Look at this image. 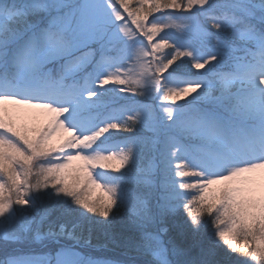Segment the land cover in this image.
Here are the masks:
<instances>
[{
    "label": "snow or ice",
    "instance_id": "obj_1",
    "mask_svg": "<svg viewBox=\"0 0 264 264\" xmlns=\"http://www.w3.org/2000/svg\"><path fill=\"white\" fill-rule=\"evenodd\" d=\"M256 169L264 0H0V264H264Z\"/></svg>",
    "mask_w": 264,
    "mask_h": 264
},
{
    "label": "rangeland",
    "instance_id": "obj_2",
    "mask_svg": "<svg viewBox=\"0 0 264 264\" xmlns=\"http://www.w3.org/2000/svg\"><path fill=\"white\" fill-rule=\"evenodd\" d=\"M69 6L73 2V0H67ZM68 10V9H65ZM122 103L123 101H119ZM7 108L9 109L8 115L11 116L15 120L16 126L23 130L27 131L29 134H31V129L34 127L41 126L43 123L46 121L44 119L40 120H33L30 118V116L25 115L29 114L35 111H40V110H31V109H21L19 106L11 105L8 104ZM145 135H151L149 132H145ZM79 162H73V164H78ZM142 164L146 165L147 164V159L142 160ZM250 177H252L255 182L257 187L259 188L260 184L264 182V169H256L251 173L246 174ZM104 240V241H103ZM101 240V238L97 237L95 240L91 239V242L86 243L85 241L83 242H78L75 239H71L68 237H58L56 240H50L46 239L41 242H36V241H31L28 243H22L19 245H12L9 248V251L12 250V248H20L23 252L25 253H30L33 255H38V256H50L55 258L56 253L60 250L61 247H67L71 248L73 251L80 253L83 257L85 258H92V259H98V260H115V259H121V252L118 253L112 251L111 247H104L98 246L96 244H92V242H99V243H106L105 239ZM112 246H116L121 250L120 247L117 245H114L110 243ZM3 258V250L0 249V259Z\"/></svg>",
    "mask_w": 264,
    "mask_h": 264
},
{
    "label": "trees",
    "instance_id": "obj_3",
    "mask_svg": "<svg viewBox=\"0 0 264 264\" xmlns=\"http://www.w3.org/2000/svg\"><path fill=\"white\" fill-rule=\"evenodd\" d=\"M97 237L101 238V240L104 239V237L102 235L98 234V233H94L91 239L95 240V238H97ZM83 241H85V240L84 239H81L80 240V242H83ZM92 244H96L98 246H102L103 249H104V247H111L112 248L111 249L112 251H114V252H117L118 251V253L121 252V250L119 248H117L116 246H112L110 244V242H106V243H99V242L98 243L97 242L95 243V242H92Z\"/></svg>",
    "mask_w": 264,
    "mask_h": 264
}]
</instances>
